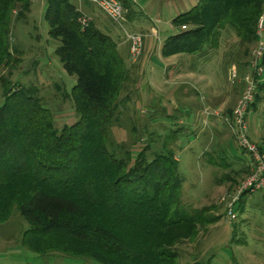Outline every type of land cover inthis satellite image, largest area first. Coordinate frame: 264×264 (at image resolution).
Masks as SVG:
<instances>
[{
    "label": "trees",
    "instance_id": "1",
    "mask_svg": "<svg viewBox=\"0 0 264 264\" xmlns=\"http://www.w3.org/2000/svg\"><path fill=\"white\" fill-rule=\"evenodd\" d=\"M119 1L133 15V3ZM32 3L0 0V69L20 61L11 47L12 20L16 11L18 18L29 12ZM263 13L264 0H199L173 20L179 31L165 40L161 56L189 58L193 70V61L207 62L224 37L233 35L237 52L226 55V65H247L253 72ZM45 20L62 69L76 80L64 95L77 120L60 130L36 86L0 77V225L20 215L28 225L21 246L39 256L59 253L94 264H179V246L196 241L214 221L183 205L176 136L166 135L160 151L152 150L160 139L152 133L139 152L112 150L110 131L120 123L122 107L132 102L137 72L76 0H47ZM259 66L264 71V55ZM252 78L257 89L250 111L264 91V75L253 72ZM235 235L234 230L232 239Z\"/></svg>",
    "mask_w": 264,
    "mask_h": 264
},
{
    "label": "rangeland",
    "instance_id": "2",
    "mask_svg": "<svg viewBox=\"0 0 264 264\" xmlns=\"http://www.w3.org/2000/svg\"><path fill=\"white\" fill-rule=\"evenodd\" d=\"M198 1L132 2L133 15H127L125 29L128 32L146 33L147 38L141 67L139 66L142 56L137 62H133L126 48L120 50L130 71L137 72L134 74L137 83L130 97L132 102L122 107L124 115L120 123L115 124L110 131L112 150L139 152L148 144L149 134L152 133L153 139L160 137L159 142L156 141L152 146V150L160 151L163 149L166 135L176 136V159L179 160V171L185 180L182 192L183 205L187 210L204 212L205 217L214 221L201 229L196 241L179 246V264H192L195 260L198 262L211 260V264H264V195L246 197L245 206L242 208L237 204L234 209L235 220H230L227 213V205L233 197L234 189L246 176L239 180L236 172L230 171L225 165L234 164L237 158H241L242 162H248L250 156L238 147L231 133H227L225 138L214 144L209 143V134L203 136V145L207 149L205 152L201 148L202 141H196V134L192 133V128L188 126L191 124L190 121L195 119L191 116V110H194L196 115V107L186 110L179 105L180 100L177 99L179 95H173L175 91H181L175 84L179 81H175L173 85L169 84L163 90L156 87V85L162 87L166 77L158 52L165 40L179 29L172 22L176 17L192 9ZM76 4L88 18L95 20L98 27L113 36L116 42H123L120 33L122 39L125 38V33L119 31L98 8L85 4L83 0H76ZM46 8L47 0H33L29 12L18 18L16 11L12 20L11 47L19 52L17 57L20 61L13 69H0V77H8L12 83L36 86L45 103L43 106L52 112L55 125L61 130L65 125H72L77 120L70 100L64 95V90L70 95L76 80L64 72L55 55L57 44L53 43L48 35ZM153 32L156 34L153 35ZM237 44L233 35L225 36L218 54L208 57L207 62L193 61L194 74L207 71L212 86H218L222 91L228 88L230 95L237 98L235 106L242 98L247 76L253 74L247 65H230L231 63L226 65L228 62L225 59L226 55L236 53L233 46ZM252 50L254 49H251V53ZM181 61L189 64L179 66L180 70L184 72L183 74L189 73L191 60L180 57L179 62L182 63ZM205 64H209V67L207 68ZM141 79L143 83H140ZM193 79L194 84H201L196 82L199 80L196 76H193ZM197 98L198 96H195V99ZM2 101L0 88V104ZM197 103L201 104V100H197L195 104ZM216 110L221 109L206 110L203 117H206L207 113L211 115ZM247 122L251 140L264 147V91L260 93L255 109L248 114ZM132 129H135V136L138 139L136 146H133ZM222 147L226 149L222 150ZM27 228L26 221L17 213L8 223L0 225V264H94L86 259L71 258L59 253L39 256L29 252L21 246L22 235ZM234 230L237 235L232 239Z\"/></svg>",
    "mask_w": 264,
    "mask_h": 264
},
{
    "label": "built area",
    "instance_id": "3",
    "mask_svg": "<svg viewBox=\"0 0 264 264\" xmlns=\"http://www.w3.org/2000/svg\"><path fill=\"white\" fill-rule=\"evenodd\" d=\"M94 7L98 8L108 19L114 24L118 30L125 33L123 39L129 45L130 58L133 62H137L142 56L144 46V36L139 33L128 32L125 29L128 11L119 0H85ZM135 2L136 0H129ZM85 24V21H83ZM182 31L186 27H182ZM264 55V13L259 22V44L253 52L251 68L258 76L264 75L263 69L259 66V62ZM246 87L242 98L238 101L235 108L230 114H225L222 110H216L211 113L222 121L225 127L235 138L238 147L250 156L249 174L234 189L233 197L227 205L228 216L230 220H235L236 215L234 209L241 202L243 197H250L258 193H264V150H262L249 137V125L247 115L254 103L257 83L252 76H247ZM210 115L209 113H207Z\"/></svg>",
    "mask_w": 264,
    "mask_h": 264
},
{
    "label": "crops",
    "instance_id": "4",
    "mask_svg": "<svg viewBox=\"0 0 264 264\" xmlns=\"http://www.w3.org/2000/svg\"><path fill=\"white\" fill-rule=\"evenodd\" d=\"M178 31L179 29L175 31L174 35L177 34ZM134 33H139L144 36V46H143V52H142V57L140 60V66H139L141 67L143 63V59H144L145 41L147 38V34L143 32H134ZM154 34H156V32H153V35ZM120 39L123 40L121 38V33H120ZM162 46L163 44L161 45L160 51L158 53L161 57L160 58L161 65L163 66V69L166 71V77L163 80L162 87L161 85H156V87L157 89L161 88L163 90L165 87H168L169 84L173 85L175 81H179V83H175V84H177V86L181 88V91L179 92L175 91L173 95L175 94L179 95L177 97V99L180 100L179 105L185 107L186 110H189L192 108L194 109L196 107V112H195L196 115L194 114V110H191V114H192L191 116L195 119L191 120L190 121L191 124H189L188 126L192 128V133L196 134L195 135L196 141L197 140L202 141L201 148H203L204 151L207 152L206 147H204L205 145H203V139H204L203 136L209 134V138H208L209 143L214 144V143H218L220 140L225 138L224 136L227 133H230V131L225 127V125L222 123L220 119L214 118L212 117V115H206V117H203V112L211 108H214V109L218 108V109H221L225 114L230 113L234 109L237 98L236 97L234 98L233 95H230L231 92L229 91L228 88L222 91L218 86H212L209 81L207 71L201 74H194L195 72L193 70H189L188 71L189 73L183 74L184 72L180 70L179 66L183 67L184 62L181 61L182 64L179 62L180 56H175V57H171L167 59L163 58L161 56ZM118 48L120 50H122L123 48H126V52L130 58L129 47H128V44L124 42V40L123 42L119 41ZM147 53H150V52H147ZM186 65L188 64L185 63V66ZM205 66H207L208 68L209 64H205ZM193 76H196V78L199 79L196 82L197 83L201 82V84H196V83L194 84ZM140 83H143V79L140 80ZM156 87L154 88L156 89ZM223 94L224 96H222ZM195 96H198V98L195 99ZM197 100H201V104L199 103L195 104ZM188 102H190L189 103L190 106L188 105ZM183 103H185L186 105H184ZM210 112H213V111H210ZM221 146L224 147V145L222 144ZM223 147H222V150H225L226 147L225 148ZM227 147H228V143H227ZM250 165H251V161L242 162L241 158H237V161H235L234 164L231 165L230 163H228L225 165V167L228 166L226 167L227 169H230V171L232 172H236L235 175L237 174L238 175L237 178H239L240 180L241 178L248 175L250 171Z\"/></svg>",
    "mask_w": 264,
    "mask_h": 264
}]
</instances>
